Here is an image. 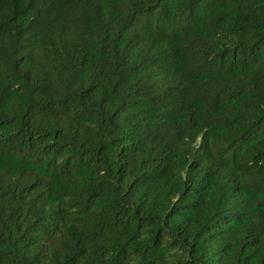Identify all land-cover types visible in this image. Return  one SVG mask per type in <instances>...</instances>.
<instances>
[{"label": "trees", "instance_id": "trees-1", "mask_svg": "<svg viewBox=\"0 0 264 264\" xmlns=\"http://www.w3.org/2000/svg\"><path fill=\"white\" fill-rule=\"evenodd\" d=\"M0 264H264V0H0Z\"/></svg>", "mask_w": 264, "mask_h": 264}]
</instances>
